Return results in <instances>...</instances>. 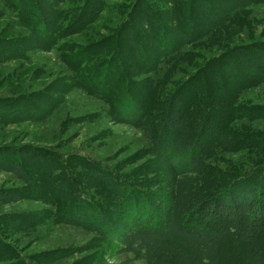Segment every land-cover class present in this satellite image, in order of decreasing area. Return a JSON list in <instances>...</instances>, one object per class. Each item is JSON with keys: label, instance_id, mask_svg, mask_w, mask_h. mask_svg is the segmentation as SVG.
Returning a JSON list of instances; mask_svg holds the SVG:
<instances>
[{"label": "trees", "instance_id": "trees-1", "mask_svg": "<svg viewBox=\"0 0 264 264\" xmlns=\"http://www.w3.org/2000/svg\"><path fill=\"white\" fill-rule=\"evenodd\" d=\"M213 1L217 8L210 0H5L29 38L1 42L0 63L19 56L3 49L50 54L63 49L62 43L68 49L94 38L80 50L87 57L71 63L82 65L67 81L75 87L57 81L46 92L52 104L47 106H60L53 93L84 90L109 104L114 122L138 127L154 163L146 165L149 173H172L187 181L173 191H146L150 180H138L145 174L135 168L126 172L128 166L122 163L105 165L60 149L55 154L30 146H0V175L13 184L0 189V264H53L66 257L60 251L32 259L25 250L20 236L43 219L105 240L108 251L126 256L128 264H218L227 245L264 257V249L256 248L264 240V157L248 166L245 158L239 160L236 151L252 143V137L232 130V121L239 117L264 119V99L242 104V110L236 105L245 89L264 84V69L250 70L248 60L241 61L250 46L264 62V40L220 53L219 40L211 42L234 13L264 6V0ZM108 11L113 18L109 22L103 16ZM102 20L101 33L107 39L98 33ZM167 33L172 35L166 41ZM153 43L150 53H142ZM126 49L136 66L122 63ZM178 53L182 59L169 72L164 64L177 61ZM71 57H64L63 64ZM96 63L107 70L104 75L92 72L90 82L83 73ZM37 100L34 92L18 100L0 99V129L43 120L40 114L26 115L28 102L40 105ZM211 157L217 158L215 164ZM152 181L157 185L160 179ZM23 200L52 209L46 216L3 212ZM204 203L210 207L205 216L192 213ZM89 259L94 261L95 255Z\"/></svg>", "mask_w": 264, "mask_h": 264}, {"label": "rangeland", "instance_id": "rangeland-1", "mask_svg": "<svg viewBox=\"0 0 264 264\" xmlns=\"http://www.w3.org/2000/svg\"><path fill=\"white\" fill-rule=\"evenodd\" d=\"M21 1L25 3L29 2V0ZM4 2L5 0H0V14H2L0 15V43L5 41H20L23 38H29L26 30L20 27V24L15 19L14 13L8 8L9 5H6ZM8 4L10 3L8 2ZM210 4L214 6V8H217L213 0H210ZM255 5H257V7L246 6L245 9L234 13L230 17V22L226 26H222L221 29L217 30L214 36L211 37V42L219 40V46L216 47L217 53L224 51L229 46H252L255 40H264V6L261 4ZM103 16L108 22L113 19L109 11L104 13ZM99 23L101 24L98 32L100 34L106 22L102 20ZM137 32H139V30H136L135 33ZM101 34L103 35V33ZM171 35L172 34L169 33L165 35L166 41L167 37L170 38ZM106 36H104V39H107ZM91 42H94V38L92 37L86 40L83 39L80 43H76L68 47V49L65 48V45H63L64 43H62L61 46L63 49L59 48L54 53L50 54L31 53L19 47H17L16 50H1L7 54L9 52L11 57L17 54L21 57L19 58V56H16L14 57V61L0 63V99L18 100L20 98H25L30 92L38 93L39 100L37 101H39L38 103L40 105H36L37 102L29 103L25 101L28 102L27 107L29 108V110L26 111V115L40 114L45 116V118L41 121L14 123L0 129V146H30L45 150L47 153L51 152L55 154L58 153L60 149L63 151V154L70 157L82 156L89 160L99 161V163L105 165L111 164L114 166L115 164L118 165L122 163L128 166L124 169L126 172H130L135 168L138 171L140 170L139 172H142V174L146 175V173H148L147 176L142 175L139 177L141 179L138 178V180L141 181L150 180V186L145 189L146 191H154L158 188L162 189V191L180 189L187 179H179L172 173L164 172L163 175H160L159 171L149 173L151 169L150 167L146 168V165L148 166V164L152 162V159L146 154L147 145L143 142L138 127H131L129 125L114 122L109 113V104L94 97L92 98L84 92V90L76 88L77 90L64 91L62 96H59L58 93H53V95L49 93L52 95V100L59 98L58 101L61 103L59 107L56 106L51 110L49 109L50 106H47V104H50L46 99V94H48L46 93L47 90L56 83L59 85L57 81L63 83L75 77V70H78L82 65L76 67L71 65V63H76L78 59L84 56V58L87 57V54L82 55L83 51L80 50H83L84 47L87 46V44L84 43ZM154 46L155 43H153L151 48L145 47L142 53H150V51L154 49ZM244 51L250 54L247 56L242 54L241 61L248 60L247 63L250 70L257 66L264 69V62H260L253 48L249 46L246 47ZM180 53L177 54L180 57L177 61L175 58H172L165 62L164 66L166 65V69L170 68L169 72H172L182 59ZM66 56L73 57H71V60H67V65H64L63 62L66 61L64 57ZM133 57H131V53L126 49L122 63H131L136 66L137 63ZM154 57L156 56H153V58ZM169 65H171V67ZM100 66H103V63H96L83 73L88 76L87 79H89L90 82L93 80V78L90 77L92 72H94V74L102 72V75H104L107 68L103 66L101 70L99 68ZM241 69L244 68L237 70ZM237 70L236 74L240 75L241 71ZM78 76H80V74H78ZM67 85L75 87L74 83L71 82H67ZM257 97L260 99H257ZM239 98L240 101L236 104L238 110H242V104L253 105L254 103H258L264 99V84L255 89H245L239 95ZM242 98L244 100H242ZM16 110L17 109H12L10 112ZM20 110L22 109L20 108ZM239 114L243 115V112L239 111ZM232 126V130L239 131L241 137L246 135L252 137V143H248V145L245 144L246 148L241 151H236L239 152L237 153V158L239 160L245 158L247 166L261 161L264 157V119L245 120L243 117H239L232 121ZM245 145L242 144V148L245 147ZM217 156L220 157L221 154ZM216 160V157H211L210 163L215 164ZM152 164L154 165L153 162ZM156 179H160V182L157 185H153L156 183L152 180ZM9 180L8 176L0 175V189L13 186L10 182L11 180ZM187 187H189V185L185 186V190ZM209 198L210 196L207 199ZM209 208L210 207H207L205 203L202 205L200 204L197 208L192 210V213L197 212V216L203 217L207 211L206 209ZM51 209L52 208L45 207L38 202L23 200L13 206L5 208L3 212H41L46 216L47 212ZM20 239L25 243V250L29 252V256L32 259L33 256L37 254L60 251L66 252L67 255L65 258L53 264H82L84 261V263L89 261V264H128L126 256L115 255L108 251V242L105 240H101L100 242V240H96L93 235L79 228L56 225L46 219L38 222L32 230L20 236ZM256 248L264 249V240L259 241ZM94 255V261L89 259ZM253 256L254 255L247 249L235 247L234 245H227L218 264H264V257L258 259Z\"/></svg>", "mask_w": 264, "mask_h": 264}]
</instances>
